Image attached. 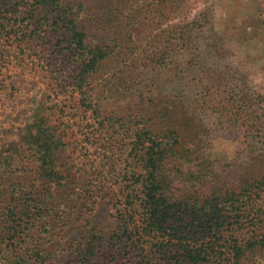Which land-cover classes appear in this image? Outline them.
<instances>
[{
	"label": "trees",
	"instance_id": "trees-1",
	"mask_svg": "<svg viewBox=\"0 0 264 264\" xmlns=\"http://www.w3.org/2000/svg\"><path fill=\"white\" fill-rule=\"evenodd\" d=\"M188 2L0 0V38L17 39L22 52L23 41H39L42 53L59 62L69 56L70 69L58 68L53 77L59 90L77 93L79 106L93 109L95 126L107 130L99 136L104 144L120 138L130 145L133 159L126 164H133L121 176L131 178L119 217L129 239L139 242L143 260L149 255L142 243L157 237L152 264L157 259L160 264L173 259L259 264L264 259L263 95L230 86L231 73L201 55L206 50L201 34L214 29V12L206 5L193 17L177 19L189 10ZM162 71L170 73L163 85L154 80L162 79ZM146 76L150 84H144ZM97 80L108 90L96 91ZM113 95L135 98L134 108L105 113L103 99ZM213 117L220 134L245 133L253 147L245 161L225 162L224 174L213 171L215 128L208 126ZM50 127L36 121L27 136L39 162L36 179H14L5 171L12 165L0 161V264H61L60 235L68 223L58 224L57 218L68 214L60 208L62 202L69 205L71 180L58 168L60 139ZM173 163L190 164L179 189L172 183ZM100 239L81 244L80 264H101L106 249L98 250ZM180 251L182 259L173 255Z\"/></svg>",
	"mask_w": 264,
	"mask_h": 264
},
{
	"label": "rangeland",
	"instance_id": "rangeland-1",
	"mask_svg": "<svg viewBox=\"0 0 264 264\" xmlns=\"http://www.w3.org/2000/svg\"><path fill=\"white\" fill-rule=\"evenodd\" d=\"M206 5L212 6L214 29L201 34L200 40L206 48L200 51L201 55H207L210 64L231 73L230 86L238 85L263 95L259 105L264 108V0H189L186 7L189 10L177 19L193 17ZM142 37L143 33H139L137 39ZM19 43L15 38H0V161L12 165L5 171L14 179L22 175L23 179L37 178L39 162L34 149L27 143V136L36 121L46 122L60 139L58 168L71 180L69 205H66L68 201H61L60 208L68 214L60 212L57 218L58 224L62 219L68 223L59 237L63 246L59 253L61 264H80L79 248L82 245L84 248L94 236L103 237L97 242L102 246L98 247L100 252L106 249L101 264H150L149 259L155 258L160 240L150 237L148 242L142 243L149 255V259L143 260L139 242L136 245L134 237L129 239L132 234L126 232L124 223L120 222L123 219L119 217V209L126 202L124 189L131 178L129 173L126 178L121 176L133 164H126L128 159H133L129 154L130 145L119 141L120 138L104 144L99 136L107 130L95 126L93 109L79 106L77 93L59 90L53 77L58 68L70 69L67 63L72 59L69 56L67 60L60 58L59 62L53 59L55 56L46 55L48 60L39 41L31 40L28 44L23 41V52L18 49ZM169 75L162 71L159 75L162 79L157 76L154 80L163 85ZM150 83V77L146 76L144 84ZM104 85V80L92 84L96 91L108 90ZM134 101L130 95H113L103 99L102 107L105 113L124 112L134 108ZM210 120L208 126L215 128L217 120L214 117ZM220 130L215 128L211 149L214 173L224 174L229 168L225 162L245 161L253 147L245 133L220 134ZM189 146L195 147V143L190 142ZM176 164L181 167L179 171L173 163L170 172L174 189H179L184 186L183 178L190 164ZM113 241L118 246L114 244L108 248ZM181 253L173 255L178 254L182 259ZM159 261L157 259L154 264H160ZM176 262L177 259H173L174 264H180ZM259 264H264V259Z\"/></svg>",
	"mask_w": 264,
	"mask_h": 264
}]
</instances>
